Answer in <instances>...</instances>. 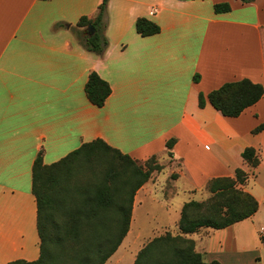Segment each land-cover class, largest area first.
Masks as SVG:
<instances>
[{
	"label": "crops",
	"instance_id": "0c3cea01",
	"mask_svg": "<svg viewBox=\"0 0 264 264\" xmlns=\"http://www.w3.org/2000/svg\"><path fill=\"white\" fill-rule=\"evenodd\" d=\"M247 1L108 0L107 46L97 56L78 41L83 29L77 23L94 19L101 0H0V264L39 257L31 192L38 153L50 165L96 139L137 164L155 158L165 165L136 191L127 234L105 264H121L144 231L156 230L153 238L179 234L183 204L210 180L233 178L237 169L247 173L242 189L258 210L225 229L203 228L187 237L206 262L223 264L227 252L243 253L237 234L264 204V129L255 132L264 124V93L235 118L207 100L200 108L198 96L242 79L264 89V0ZM221 3L230 11L215 13ZM140 18L160 32L138 35ZM91 72L111 89L101 108L84 93ZM246 148L255 151L254 168L241 157ZM180 196L187 199L180 200L171 230L167 208ZM147 205L154 228L143 224Z\"/></svg>",
	"mask_w": 264,
	"mask_h": 264
},
{
	"label": "trees",
	"instance_id": "16d2710c",
	"mask_svg": "<svg viewBox=\"0 0 264 264\" xmlns=\"http://www.w3.org/2000/svg\"><path fill=\"white\" fill-rule=\"evenodd\" d=\"M107 3L108 0H101L94 19L82 17L77 23V27L83 29L78 31V41L86 51L97 56L102 55L107 46L104 36ZM228 11L227 3L214 5L215 13ZM89 25L93 28L92 35L84 30ZM135 29L142 37L160 32L158 25L144 18L136 20ZM84 93L91 105L101 108L111 89L106 81L91 72ZM263 93L260 84L242 79L223 84L206 98L199 94L198 106L204 107L207 100L222 116L235 118L257 103ZM263 129L264 124L255 132ZM173 143V140L168 141L166 148L170 149ZM241 157L252 168L258 164L252 148H246ZM153 159L147 160L144 166ZM140 165L100 139L82 144L50 165L43 163L39 152L31 170L39 257L31 262L15 260L7 264H105L127 234L136 191L149 180L153 171L161 170L156 164L146 170ZM247 177V173L237 169L233 178L210 180L206 185L207 199L183 204L177 222L179 234L165 232L152 238L137 252L132 264H221L215 260L206 262L187 236L203 228L222 230L250 218L258 210V202L242 189ZM69 181H72L70 189L78 196L86 193L90 196L69 207L65 220L58 226L54 217L66 207L64 196L68 193L65 189L68 186L61 183Z\"/></svg>",
	"mask_w": 264,
	"mask_h": 264
},
{
	"label": "rangeland",
	"instance_id": "374dc122",
	"mask_svg": "<svg viewBox=\"0 0 264 264\" xmlns=\"http://www.w3.org/2000/svg\"><path fill=\"white\" fill-rule=\"evenodd\" d=\"M159 166L160 169H163L165 165H160L156 159H153L150 161L147 165L142 166L144 170H146L149 167ZM170 165L169 163H167ZM161 171V170H160ZM158 171V172H160ZM156 171H153L152 174H154ZM151 174V176H152ZM150 176V177H151ZM165 177L161 176V183H165ZM79 183H84L79 182ZM62 186L66 187L65 189L68 190V193H66V196H64V201L66 207L62 208L61 211L58 212L57 217H54V222L58 224V226L62 225L61 222L65 220V213H67V210L69 207L74 206L75 204H78L81 201V198L86 199L90 195L86 193L84 196H78V194L70 189V186L72 185V181H69L67 183L62 182ZM81 185V184H80ZM76 193V194H75ZM68 194V196H67ZM207 191L204 189L192 196V200L194 201H204L207 197ZM181 199H187L183 198L182 196L174 198V201L172 204L168 205V213H166V222L171 230L175 228L177 219H178V204ZM186 201V200H184ZM150 205L145 206V212H144V225H147L148 227H153V222L149 219L150 215ZM159 208L158 206H156ZM69 212V211H68ZM161 213V212H160ZM159 211L154 213L157 217H160L158 214H160ZM111 214V213H109ZM153 214V215H154ZM245 227V230L242 231V234H237L239 239H237L238 247L241 248L244 247L243 253L239 255L230 254V252H227L226 254L220 256V261H222L223 264H264V235L260 234L261 232L264 233V204L261 205L259 212L255 215V217H252L251 219L245 221L243 223ZM154 228V227H153ZM238 228V227H235ZM237 230V229H236ZM152 233H156V230L151 231H144V234H142L140 237L136 238L135 242H133L130 245V251L125 254V260L120 261L121 264H128L130 263V259H133L132 257L139 251L149 240L153 238L151 235ZM132 233L127 237L126 239V245L129 242L130 239H132ZM242 237L240 238V236ZM122 247L119 249V254L122 252ZM118 254V253H117ZM108 261V260H107Z\"/></svg>",
	"mask_w": 264,
	"mask_h": 264
},
{
	"label": "water",
	"instance_id": "95a60500",
	"mask_svg": "<svg viewBox=\"0 0 264 264\" xmlns=\"http://www.w3.org/2000/svg\"><path fill=\"white\" fill-rule=\"evenodd\" d=\"M87 32H88L89 35H91V34L93 33V28H92V26L89 25V26L87 27Z\"/></svg>",
	"mask_w": 264,
	"mask_h": 264
},
{
	"label": "built area",
	"instance_id": "2783aa9c",
	"mask_svg": "<svg viewBox=\"0 0 264 264\" xmlns=\"http://www.w3.org/2000/svg\"><path fill=\"white\" fill-rule=\"evenodd\" d=\"M260 234H262V236L264 235V233H263V232H261Z\"/></svg>",
	"mask_w": 264,
	"mask_h": 264
}]
</instances>
